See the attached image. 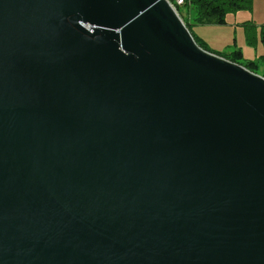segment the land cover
<instances>
[{
  "label": "water",
  "instance_id": "obj_1",
  "mask_svg": "<svg viewBox=\"0 0 264 264\" xmlns=\"http://www.w3.org/2000/svg\"><path fill=\"white\" fill-rule=\"evenodd\" d=\"M0 264H264V77L168 0H0Z\"/></svg>",
  "mask_w": 264,
  "mask_h": 264
},
{
  "label": "rangeland",
  "instance_id": "obj_2",
  "mask_svg": "<svg viewBox=\"0 0 264 264\" xmlns=\"http://www.w3.org/2000/svg\"><path fill=\"white\" fill-rule=\"evenodd\" d=\"M171 2L174 3V0ZM183 5L175 7L177 13L191 24L193 33L205 47L213 53L233 55L244 64L254 60L259 72L264 70V66L259 62V56L264 50L260 39V30L264 24V0H252L249 8L227 14L223 24L196 25L195 21H192L191 12H187ZM248 32L252 37V44L247 42ZM235 49H239L241 54L235 53Z\"/></svg>",
  "mask_w": 264,
  "mask_h": 264
},
{
  "label": "trees",
  "instance_id": "obj_3",
  "mask_svg": "<svg viewBox=\"0 0 264 264\" xmlns=\"http://www.w3.org/2000/svg\"><path fill=\"white\" fill-rule=\"evenodd\" d=\"M251 2L252 0H186L183 7L187 10V12H191L192 21H195L196 25L223 24L225 23V18L227 14L240 9L249 8L251 6ZM182 20H184L183 22L190 30L196 43L202 48L210 51L207 47L203 45L204 43L193 33L192 27L190 26L191 24H189V22H187L185 19ZM260 39L264 47V24L260 30ZM247 42L249 44H252L253 42L249 32L247 33ZM235 51V53L241 54L239 49H235ZM214 53L228 60L241 64L250 71L260 74L264 77V70L262 72H259L258 66L255 64L256 62H254V60H249V63L244 64V62H242L239 58H236L233 55L225 56L217 52ZM259 62L260 65L264 66V50L259 56Z\"/></svg>",
  "mask_w": 264,
  "mask_h": 264
},
{
  "label": "built area",
  "instance_id": "obj_4",
  "mask_svg": "<svg viewBox=\"0 0 264 264\" xmlns=\"http://www.w3.org/2000/svg\"><path fill=\"white\" fill-rule=\"evenodd\" d=\"M186 0H175L176 4L182 6Z\"/></svg>",
  "mask_w": 264,
  "mask_h": 264
},
{
  "label": "bare ground",
  "instance_id": "obj_5",
  "mask_svg": "<svg viewBox=\"0 0 264 264\" xmlns=\"http://www.w3.org/2000/svg\"><path fill=\"white\" fill-rule=\"evenodd\" d=\"M168 1H169V3L173 6V8H174L175 10H176L175 7H176V6H179V5L176 4L175 0H174V3H172L171 0H168Z\"/></svg>",
  "mask_w": 264,
  "mask_h": 264
}]
</instances>
